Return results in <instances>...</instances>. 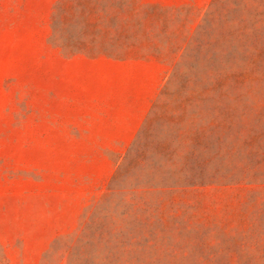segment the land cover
Returning a JSON list of instances; mask_svg holds the SVG:
<instances>
[{
    "label": "rangeland",
    "instance_id": "1",
    "mask_svg": "<svg viewBox=\"0 0 264 264\" xmlns=\"http://www.w3.org/2000/svg\"><path fill=\"white\" fill-rule=\"evenodd\" d=\"M0 264H264V0H0Z\"/></svg>",
    "mask_w": 264,
    "mask_h": 264
}]
</instances>
